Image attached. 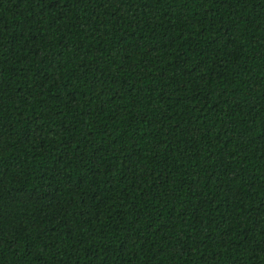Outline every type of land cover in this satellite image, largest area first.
<instances>
[{
  "label": "trees",
  "instance_id": "obj_1",
  "mask_svg": "<svg viewBox=\"0 0 264 264\" xmlns=\"http://www.w3.org/2000/svg\"><path fill=\"white\" fill-rule=\"evenodd\" d=\"M0 264H264V0H0Z\"/></svg>",
  "mask_w": 264,
  "mask_h": 264
}]
</instances>
